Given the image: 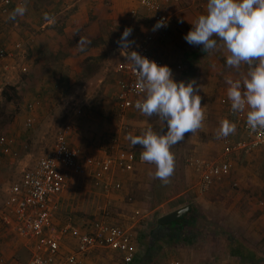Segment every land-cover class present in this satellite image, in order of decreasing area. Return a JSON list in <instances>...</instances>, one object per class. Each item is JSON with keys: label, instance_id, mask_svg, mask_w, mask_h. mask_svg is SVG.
<instances>
[{"label": "crops", "instance_id": "obj_1", "mask_svg": "<svg viewBox=\"0 0 264 264\" xmlns=\"http://www.w3.org/2000/svg\"><path fill=\"white\" fill-rule=\"evenodd\" d=\"M206 5L207 0H196L190 4L171 3L166 5L164 9L170 16V21L166 31L161 34L152 30L155 25V13L144 8L140 0H25L22 5L26 7L24 16H18L15 20H12L9 17L12 10L17 7V5H14L8 14L0 16V48L9 50L10 48H16L17 45L22 47V51H24L26 58L29 59V68L31 70L35 69L36 74H30L26 79L22 78L21 83L24 89L25 87H27V89L22 91L20 87H17L21 95L19 113L14 119V124H12L14 127L10 129L11 134L9 133L8 137L6 136L7 139L4 136L6 145L0 144L2 149L4 150L5 147H7L12 153L16 154V152H19L17 150L20 141L32 138L31 133L38 127L39 121L41 120L40 118H43L42 115L49 105L45 101L48 98L47 96L50 95V97H53V94H58L60 90L78 87L77 85L80 83L77 82L81 79L79 77H83L84 73L88 72L89 78L102 74V66L98 67L94 64L96 67L91 68L88 67L90 66L89 62L94 61V63L100 64L104 61L103 63L112 64L115 63L116 59L120 63L125 62L126 57L123 55H127L128 50H125L121 54L117 41L120 39L123 31L131 27L133 31L129 40H134L135 43L129 50L136 51L138 47L146 41L147 37L152 36L154 40L151 44V53L162 59L164 65L167 64L168 58H170L171 61H176L178 60L177 56H183V54L187 53L191 54L186 55L187 57H185V60L179 61L176 67L182 69L185 64L187 68H192L189 71L187 81L195 79L200 87L199 95L202 98L201 106L204 109L205 119L202 123V127L198 129L194 135L186 133L187 137L184 142L193 147L190 156L209 161L217 157L220 158L223 153L222 140L221 137L218 136L221 121L227 119L235 124L236 131L231 134V139L233 141L243 137V131L236 122V118L230 115L228 106L222 102L224 99L228 100V85L224 80H221V78L225 80V77L237 79L228 75V71L224 70L222 66L221 59L225 58L226 60V51L218 43L217 49L211 52H204L202 50L203 46L190 45L184 39V36L192 28L191 22L195 21L200 15L206 13ZM45 14H47V19H45ZM81 37H86L90 41V44L87 45L86 51L84 52H80L77 47V43ZM118 65H116V67H118ZM116 67H114V73L116 72ZM1 68H4V66ZM88 68H90L89 71L87 70ZM4 69L6 70L8 68L5 66ZM115 74L116 76L118 75L115 90L117 94L118 81L123 76L117 72ZM204 74L207 76L205 80L203 79ZM17 79L18 78H16V80ZM103 79H106V77ZM199 80H202V82L199 83ZM48 88H50V91ZM0 93H2V89H0ZM212 97H214L213 101L211 99ZM50 100V105L54 106L55 103L52 101V98H50ZM104 103L103 101L101 107H99L102 112L103 110L104 112L106 111ZM112 106H114V109L115 107L119 109L116 108L117 112H115L118 114L119 120H114L115 123L113 122V124H105L102 120L106 121V118L102 113L99 114L100 119L102 118L101 125L104 126L99 133L102 134L98 137V142L95 140L94 134L89 132L95 130V126L91 125V119L96 122L97 118L91 114L89 115L88 112L86 113L85 109L84 112L80 114L81 118L79 122L81 125L72 133L73 136L71 135V138H75L77 141L79 140L78 142H83L82 148L77 146L74 147L81 149L84 157H93L95 159L105 158L108 154H112L115 151V149H113L114 147L131 149L136 155H140L143 150L142 146L136 145L133 147L130 141L126 139L128 134L131 133L134 136H139L148 128H152V130L156 132H159L163 128V125L157 123L158 117L155 115L147 118L141 115L137 110L129 109L125 113L124 118H122L120 116L121 109L119 106H115L114 104ZM30 118L34 120V125L32 127H28L27 125V121ZM108 127L111 133L114 132L113 135H115L110 145L103 141L106 138L103 132H107ZM34 136H38V134H33V137ZM73 139H71V141ZM21 143H23V141ZM38 143L39 140L37 139V148ZM262 147L263 148L260 147V149H256L250 153H235L230 156V160L232 161L231 174L223 181L215 182V188L213 186L214 189L212 188V190H210L214 195H216V191H222L224 195V191L231 190L232 186L236 187L235 184L238 185L237 187L240 186V200H235V202H240L241 205H239L238 208L241 211L244 208L254 207V202H256V200H254V194H258L259 205L256 207V211L261 216L250 219L251 217L248 215L247 218L240 219L237 223L239 225H254L253 231L255 230L257 235L256 239H254L255 244L246 236L243 240L249 241L252 244V246L250 245L251 248L264 255V169L256 165L244 168L242 167L244 164H239V161L243 158H245L244 162H246V160L250 162V160L254 158L258 165H262L264 159V146ZM34 149L36 148L34 147ZM34 154H36L35 150H33V155L28 154L27 163L25 159H23V162L30 166L29 169L33 168L42 156L41 155L35 163H32L31 160ZM210 156H215V158H208ZM14 159V157H11V160ZM6 162V167L2 165V162L0 163V181H8V179L12 177L10 171L4 170L8 167V161ZM185 167L187 169V188L181 195L171 198L170 201H173L175 198H177L175 201H184L186 198L191 199V197L193 198L201 192L198 186V175L195 169L187 166V163ZM154 173V164L137 161L134 171H121L114 174V179L121 182L123 188L119 191L108 193L103 190L101 185L97 184L96 179L92 175L73 176L69 180L65 192L57 199L59 209L56 213L55 221L59 227H64L66 225L71 226V230L64 241L70 237H75L76 243L74 248H68L64 245L63 241L62 252L69 253L73 249H76L79 243L78 236L84 232H91L95 221H100L106 218V216L110 218L113 212H111L109 206L112 203L118 206L121 205L122 208L131 205V207L135 209V212L137 209H140L149 212L152 216L154 212H156L155 209L157 210V208L162 205L151 210L148 208L149 205L145 202H141L144 197H140L141 199H139L138 196L144 192V188L141 189V182L147 181V183H149V180L155 177ZM219 183L224 184L221 185ZM150 186L152 187V185ZM77 191L85 193L88 197L89 201L87 200V202L89 204L85 201L86 197L83 198V201L77 197V199L72 197V195H76L75 192ZM90 194L95 195L102 203L98 204V206L96 203L94 204L93 201L89 199V196H91ZM249 195H253V203L250 201L252 197L247 198ZM126 199H129L131 203L129 204L126 202ZM81 202L83 205L87 203L88 206L91 207L93 215L91 221L89 219L85 221L86 219H84L81 222L77 220V216H73L76 213L74 211V205ZM215 203L217 202L210 201V206L212 207ZM179 205L180 206L177 208L171 210V212L191 204L182 203ZM234 207L235 206H232L231 210H233ZM164 215H161L159 218L157 217L156 220ZM64 219H68V221L63 225L62 222H65L63 221ZM82 223H85L82 227L77 226V224L79 225ZM167 225L173 226L171 223ZM184 227V225H174V228L171 227V230H182ZM74 229L76 231H74ZM183 237H178V241H182L183 243L193 242L194 240L193 235L189 236L192 238V241H188L186 240L188 239L187 237ZM19 241L21 240L19 239ZM150 245L151 243L148 244V247ZM101 251L103 250H96L91 253L86 258V264H92V256ZM1 254L5 257L6 261H11L10 256H12V254H10V251L2 250ZM228 256L230 258L228 257L222 260V262L216 263L226 264L227 262L235 261L243 264L241 260H238L233 254L229 253ZM193 257L196 258L192 264H214L211 263L212 258L209 255L204 256L202 254H195ZM138 258L137 255L134 261ZM142 262L143 259L140 258L137 264H141ZM181 262L182 264H187L186 262Z\"/></svg>", "mask_w": 264, "mask_h": 264}, {"label": "rangeland", "instance_id": "obj_2", "mask_svg": "<svg viewBox=\"0 0 264 264\" xmlns=\"http://www.w3.org/2000/svg\"><path fill=\"white\" fill-rule=\"evenodd\" d=\"M8 51L11 52L13 56L8 59V63L4 65V68L6 66L8 69L5 70L4 68L0 67V89H2L3 92L5 87H7L8 85H15L17 87H20V89L24 91L25 89H27V87H25L24 89L21 80L22 78H28L30 74L35 75V69L31 70L29 68V59L26 58L24 51H22V47H20L19 45H17L16 48H10ZM188 54L190 53L183 54V56H177L178 60L176 61H171L170 58L167 59L166 65H168L172 69L173 75L177 81H187L189 77V71L192 68H187L185 64L183 65L182 69H178L176 67L178 62L181 60H185V57H187L186 55ZM103 62L98 64L92 61L89 62L90 66H88L91 68L96 67L95 65H97L98 67L102 66V74L89 78L87 70L89 71L90 68H88L86 70L87 73H84L83 77H79L81 79L79 80V82H77L80 83L77 85L78 87H74L73 89H71L70 87L66 90H60L58 91V94H53V97H50V95L47 96L48 98L45 101L49 105L47 106L45 113L42 115L43 118H40L41 120L39 121L38 127L31 133L32 138L23 139V143H21L22 141H20L17 150L19 152H16L15 154L10 150L8 153H6L0 146V163L2 162V165H5L6 167V161H8V167H4L5 169H3L5 171H10L12 176L8 179V181H0V214L7 212L6 200L8 188L13 184L19 182L20 179H22L24 173L30 168V166L26 164L28 161V154L33 155V150H35L36 154H34L31 160L32 163H35L41 155H44L50 150L55 141L57 132L61 129H64L67 125L71 126L69 142L71 143V145H73V147L77 146L82 148L83 142H78L79 140L77 141V139H73L71 137L73 136L72 133L79 128V125H81L79 119L81 118L80 114L84 112V109L86 113L88 112L89 115L91 114L92 116H95L97 118L96 122L91 119V125L95 126V130L89 131L90 133L94 134V138L97 142L98 137L102 134L99 133L104 126L101 125L102 118L100 119L99 114L102 113L106 118V121L102 120V122L105 124H113L114 120H119L118 114L115 113L117 112V107H115L114 109V106L112 105H118L116 101L115 91L118 75L116 76V72L114 73V67H116V65H118L120 62H118L117 59L115 60V63L112 64ZM221 62L224 70L228 71L227 74L237 79H242L248 71L247 65H242L241 68L237 70L228 67L226 65L225 58L221 59ZM104 77H106V79H103ZM206 77L207 76L204 74L203 79L205 80ZM16 78H18L19 80H16ZM221 80L226 81L222 78ZM198 82L201 83L202 80H199ZM48 90L50 91V88H48ZM1 94L2 93H0V138L5 136V138L7 139L9 133L11 134L10 129L14 127V125H12L14 124V119L19 112L11 121L10 119L12 117V113L15 111V106L12 104L7 106L5 99ZM50 98H52V101L55 103L54 106L50 105ZM211 99L213 101L214 97H212ZM103 101L105 102V112L104 110L102 112L101 108H99L101 107ZM103 133L106 136V138L102 137L105 138L103 141L110 145L111 140L114 139L115 136L113 135L114 132L111 133V130L108 127V131ZM33 134H38V136L33 137ZM37 139L39 140L38 148L36 147ZM71 139L73 140L71 141ZM182 143V154H184L185 152L183 156L185 160L184 165H180L179 175L177 176V187H180V189L177 190L175 196L181 195V193L187 188H182V185H186V182L188 181L186 178L187 169L185 167V164L187 161V157L192 154L191 150H193V147L186 144L184 140L182 141ZM34 147L36 149H34ZM11 157H14L16 160H11ZM208 158H215V156H210ZM23 159H25L26 163L23 162ZM244 160L245 158L239 161V164H244L242 166L244 168L247 166L256 165L258 167H263L264 169V159L262 165H258L256 159L254 158L250 160V162L249 160H246V162H244ZM219 184L223 185L224 183ZM140 185H142L141 189L144 188V192H142L138 196V198L141 199L140 197H144V200H141V202H145L147 205H149V208L151 205V203L149 204V201L151 199V184L147 183V181H142ZM212 188L213 186L210 189L212 190ZM209 190L207 192H200L197 194V196L193 198L191 197V199L186 198V200L184 201H175L177 199L175 198L173 201L164 203L162 204V206L158 207L157 210L155 209L156 212H154L152 216L150 215L148 218H146V220L140 222V224H138L140 219L136 216L135 209L131 207V205L122 208L121 205L118 206L115 203H112L109 206V209L111 210V212H113L109 218L111 223L125 225L136 224L135 232L137 233V236L133 242V246L137 251V255L139 258L132 264H137V261L140 258L143 259V262L141 264H168L169 261L174 259H179L184 263L186 262L187 264H192V262L196 258L193 257L195 254H202L204 256L209 255L212 258L211 263L217 264L229 257V241L248 237V239H251L254 242V239H256L257 237L255 230L253 231L254 225H239L237 221L247 218L248 215H250V219L258 218L259 216H261L256 211V207H258L259 205L258 194H254V200H256V202L253 201V195L247 196V198L252 197L250 201L251 203L254 202V207L244 208L242 211L245 212H242L238 208V206L241 205L240 202H235V200H240V186H232L231 190H228L226 192L224 191V195L222 191H216L217 193H215L216 195H214L211 190ZM75 194L76 195H72V197H75V199L79 198L82 201L83 198L86 197L85 201L87 202L88 197L84 192L77 191L75 192ZM89 199L92 200L94 204L96 203L97 206L98 204L102 203L100 199L95 195L89 196ZM126 200V202H128L129 204L131 203L129 199ZM210 201H214L217 203H215L211 207ZM181 202L183 204H191L192 206V211L188 213L186 221L183 224L185 227L182 230H171V227L174 228L173 225L167 226L160 230L157 229L156 224L154 223L156 218H159L161 215L171 212V210L180 206L179 204H182ZM87 203L83 205V203L81 202L74 205V211L76 213L73 216H77L78 221L82 222L84 219H86L85 221H88L87 219L91 221V218H93L91 207L88 206L89 203ZM232 206H235L233 210H231ZM63 221H65L62 222V224L64 225L68 221V219H64ZM84 224L85 223L79 225L77 224V226L82 227V225ZM186 234L189 236L193 235V242L182 243V241H178V237H183ZM19 239L12 236L5 225L0 223V250L10 251V254H12V256L10 257H13L18 262V264H27L30 261L32 253L35 250V243L28 242L27 240L19 241ZM152 242L154 243V245L151 246L153 247V249L151 250L148 248V244ZM75 243V237H70L69 239L64 241V245L68 248H74ZM249 245L252 246L250 242ZM253 246L259 247L257 245ZM92 264H127V262L124 260V255L122 253L103 250L99 253H95L92 256Z\"/></svg>", "mask_w": 264, "mask_h": 264}, {"label": "built area", "instance_id": "obj_3", "mask_svg": "<svg viewBox=\"0 0 264 264\" xmlns=\"http://www.w3.org/2000/svg\"><path fill=\"white\" fill-rule=\"evenodd\" d=\"M24 1L0 0V16L8 14L14 5L22 6ZM195 1L140 0V3L148 11L155 13V24L162 18L169 24L170 16L164 9L166 5L190 4ZM166 29L167 27H163L156 32L161 34ZM153 40L152 36L147 37L136 51L164 65L162 59L151 53ZM12 56L13 54L7 49L0 48V67L4 66ZM116 72L123 76L118 81L116 101L121 109L120 116L124 118L129 109H135V102L141 99L142 92L138 87L137 74L130 64L126 61L120 63L116 67ZM222 102L228 106L230 115L236 118V122L242 128L243 137L236 141L231 139V134L221 137L223 153L220 158L211 161L193 156L187 158V166L193 167L198 175L201 192H207L215 182H221L231 174L230 156L235 153H250L264 146V130L251 132L246 126V112L233 113L231 102L227 99ZM27 125L32 127L34 120L28 119ZM70 131V125L59 130L52 148L39 158L33 168L24 173L19 182L8 188L7 212L0 214V223L5 225L14 237L35 243V250L27 264H86V258L96 250L122 253L124 260L132 263L137 256L133 246L137 236L136 224H114L107 216L95 221L91 232H84L78 236L79 243L76 249L69 253L62 252V242L69 234L71 226L59 227L56 224V213L59 209L57 199L67 189L69 180L73 176L92 175L106 193L119 191L123 186L114 179V174L134 171L137 161H141L140 155H136L133 150L116 147L113 148L115 151L105 158L84 157L81 149L70 144ZM0 144L6 145L4 137L0 139ZM4 151L8 153L10 150L5 147ZM135 214L140 219L138 224L150 216L149 212L140 209H137ZM1 253L0 250V264H18L13 257H10L11 261H6ZM168 264H182V262L171 260ZM226 264H240V262L231 261Z\"/></svg>", "mask_w": 264, "mask_h": 264}, {"label": "clouds", "instance_id": "obj_4", "mask_svg": "<svg viewBox=\"0 0 264 264\" xmlns=\"http://www.w3.org/2000/svg\"><path fill=\"white\" fill-rule=\"evenodd\" d=\"M25 12L26 7L18 5L9 18L15 20ZM191 24L184 36L188 44L203 46L204 52H211L219 43L227 53L228 67L239 70L247 65L242 79L226 78L227 97L233 113L246 112V126L251 132L264 130V0H207L206 13ZM167 26V20L162 18L152 30ZM132 31L131 27L126 28L117 45L121 54L128 50L123 56L137 74L142 92L134 107L147 118L158 117L157 123L163 128L159 132L148 128L139 136L129 133L126 139L133 147L142 146L141 161L154 164L155 178L167 183L175 168L171 147L183 141L186 133L194 135L205 119L200 87L195 79L177 81L168 65L129 50L135 43L129 40ZM89 44L86 37H81L78 50L86 51ZM235 131V124L225 119L218 136L227 137Z\"/></svg>", "mask_w": 264, "mask_h": 264}, {"label": "trees", "instance_id": "obj_5", "mask_svg": "<svg viewBox=\"0 0 264 264\" xmlns=\"http://www.w3.org/2000/svg\"><path fill=\"white\" fill-rule=\"evenodd\" d=\"M2 96L6 101V105H14L15 111L12 113L11 121L13 120L14 116L18 113L21 103V95L19 94L18 88L15 85H8L5 87V89L2 92ZM166 131V128L164 129ZM185 134V138H186ZM184 138V140H185ZM182 141L176 145H173L171 147V151L174 154L175 159V168L172 176L169 178V181L167 183L162 182L161 180L157 178H152L149 180V183L152 185V189L150 191L151 193V199L149 201L150 209H154L168 201H170L171 198H173L177 190L180 189V187H177V176L179 175L180 165H184V154H182ZM186 187L185 184L182 185V188L184 189ZM237 187V185H236ZM144 200V198L142 199ZM192 211V209H191ZM189 213V212H188ZM187 215L179 220H176L172 222V225H183L186 221ZM156 224L157 229H162L164 227H167L169 225L161 224L158 220H155L154 222ZM187 237L188 241H192V238L189 237V235H184L183 238ZM154 245L152 242L151 245L148 247L149 249H153L151 247ZM229 253L233 254L238 260H241L243 264H263L264 263V255L258 253L253 248L250 247L249 241L243 240V239H237V240H231L229 241V247H228Z\"/></svg>", "mask_w": 264, "mask_h": 264}, {"label": "water", "instance_id": "obj_6", "mask_svg": "<svg viewBox=\"0 0 264 264\" xmlns=\"http://www.w3.org/2000/svg\"><path fill=\"white\" fill-rule=\"evenodd\" d=\"M191 208H192L191 205H187L182 208H179L167 215L162 216L159 219V222L161 224H170L176 220L182 219L187 215V213L191 210Z\"/></svg>", "mask_w": 264, "mask_h": 264}]
</instances>
